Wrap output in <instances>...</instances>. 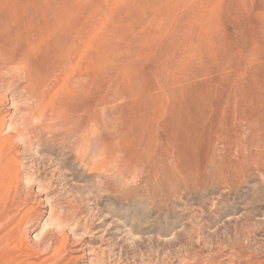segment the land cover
<instances>
[{
    "label": "rangeland",
    "instance_id": "1",
    "mask_svg": "<svg viewBox=\"0 0 264 264\" xmlns=\"http://www.w3.org/2000/svg\"><path fill=\"white\" fill-rule=\"evenodd\" d=\"M0 35V264H264V0H0Z\"/></svg>",
    "mask_w": 264,
    "mask_h": 264
},
{
    "label": "bare ground",
    "instance_id": "2",
    "mask_svg": "<svg viewBox=\"0 0 264 264\" xmlns=\"http://www.w3.org/2000/svg\"><path fill=\"white\" fill-rule=\"evenodd\" d=\"M19 19V18H18ZM31 19V18H30ZM29 26H30V24H29ZM49 26V25H48ZM54 29V28H53ZM8 30V29H7ZM27 31V30H26ZM55 31V30H54ZM4 31H2V33H3ZM25 32V31H24ZM66 32V31H65ZM64 32V33H65ZM34 34V33H33ZM54 34V33H53ZM3 35H4V33H3ZM3 35H0V40L1 39H3L2 38V36ZM52 35V34H51ZM51 37V36H50ZM44 38V37H43ZM47 38V37H46ZM81 39V38H80ZM17 40H19V38L17 39ZM21 41V40H20ZM36 41V40H35ZM49 41V40H48ZM79 41V40H78ZM2 42V40L0 41V43ZM40 42V41H39ZM6 43V42H5ZM4 43V44H5ZM30 43V42H29ZM36 43V42H35ZM45 43V42H44ZM59 43V42H58ZM43 44V43H42ZM29 45V44H28ZM36 46V45H35ZM39 46V45H38ZM28 47V46H27ZM37 47V46H36ZM35 47V48H36ZM33 48V47H32ZM61 48V47H60ZM54 49V48H53ZM31 51H32V49H31ZM56 51V50H55ZM8 53H9V50H8V48L7 47H3V48H0V80H1V77H2V75H3V73L5 72L4 70H8L9 69V67L11 66V62H13L14 60H11V59H8L7 57H8ZM9 54H11V53H9ZM10 56H12L13 58H16V55L15 54H11ZM51 58V57H50ZM19 59V58H18ZM65 59V58H64ZM54 67H52V69H53ZM13 72V71H12ZM6 78V77H5ZM24 78V77H23ZM82 82V81H81ZM80 83V82H79ZM74 86V85H73ZM44 110V109H43ZM31 112H29V114H30ZM33 114V113H32ZM52 114V113H51ZM75 114V113H74ZM31 115V114H30ZM32 117H34V116H32ZM36 118V117H35ZM34 119V118H33ZM32 119V120H33ZM44 119V118H43ZM46 119V118H45ZM52 120V119H51ZM30 121V120H29ZM38 121V120H37ZM36 121V122H37ZM50 121V120H49ZM60 121V120H59ZM78 121V120H77ZM34 123V122H33ZM48 123V122H47ZM46 123V124H47ZM77 123V122H76ZM38 124V123H37ZM41 124V123H40ZM43 124V123H42ZM45 124V125H46ZM33 125V124H32ZM102 127V126H101ZM100 129V128H99ZM27 130V129H26ZM45 130V129H44ZM79 130V129H78ZM97 130V129H96ZM109 130V129H108ZM179 130H180V127H179ZM16 131V130H15ZM19 132V131H18ZM21 132V131H20ZM43 132V131H42ZM46 132V131H45ZM188 132V131H187ZM28 133V132H27ZM88 133V132H87ZM176 133H177V130H176ZM184 133H186V132H184ZM188 133H190V132H188ZM17 134V133H16ZM89 134V133H88ZM92 134V133H91ZM193 133H190V135H192ZM32 135V134H31ZM174 135H175V133H174ZM174 135L172 136V137H174ZM177 135H178V133H177ZM182 135V134H181ZM146 137V136H145ZM178 137V136H177ZM177 137H175V139L177 138ZM183 138V137H182ZM178 139H180V137H178ZM83 140V139H82ZM172 140V139H171ZM185 140V139H184ZM190 140V139H189ZM195 140V139H194ZM194 140H192V141H194ZM31 141V140H30ZM173 141H171L170 142V144L172 143ZM174 142H175V140H174ZM179 142V141H178ZM180 142H181V140H180ZM180 142H179V145H180ZM183 142V141H182ZM190 142H191V140H190ZM87 143V142H86ZM169 143V142H168ZM177 143V141L175 142V144ZM184 143V142H183ZM15 144V143H14ZM83 144V143H82ZM182 144V143H181ZM193 144V143H192ZM81 145V144H80ZM174 146V145H173ZM173 146H170V147H173ZM176 146V145H175ZM181 146V145H180ZM192 146V145H191ZM177 147H178V144H177ZM81 148V147H80ZM183 148V147H182ZM7 149V148H6ZM180 149V148H179ZM138 151V150H137ZM174 151H175V149H174ZM7 153V152H6ZM5 153V154H6ZM8 154V153H7ZM82 155V154H81ZM20 157V156H19ZM15 159V158H14ZM12 160V162H13V159H11ZM233 160V159H232ZM10 164V163H9ZM32 165V164H31ZM7 166H10V165H7ZM6 168V167H5ZM4 168V170H7V169H5ZM9 168H11V167H9ZM24 169V168H23ZM243 169V168H242ZM3 170V169H2ZM4 170H3V172H4ZM12 171H13V169H11ZM1 171V170H0ZM11 171V172H12ZM9 172V171H8ZM10 172V173H11ZM20 173V172H19ZM7 174V173H6ZM18 183H20V182H18ZM17 188V187H16ZM13 191V190H12ZM16 191H17V189H16ZM15 191V192H16ZM18 192V191H17ZM9 196V195H8ZM15 197V196H14ZM13 200V199H12ZM9 201V200H8ZM59 220V219H58ZM13 231V230H12ZM17 232V231H16ZM14 233V232H13ZM26 233V232H25ZM54 237V236H53ZM57 237V236H56ZM58 238V237H57ZM20 239H22L23 240V237L22 238H20ZM43 239V238H42ZM11 239H8V241L9 242H7V244L8 243H10L11 241H10ZM22 240H20V242L22 241ZM61 240V239H60ZM3 242V241H2ZM20 242H18L17 243V245H21V244H23L24 242H26V240L25 241H23L22 243H20ZM56 243V242H55ZM2 244V243H1ZM6 244V243H5ZM11 244V243H10ZM9 244V245H10ZM25 244V243H24ZM62 245H63V242L61 243ZM60 244V246H62ZM64 244H66L67 245V243H64ZM70 244V243H69ZM73 244V243H72ZM16 245V246H17ZM26 245V244H25ZM29 245V244H28ZM41 245H42V243H41ZM71 245V244H70ZM77 245H79V244H77ZM7 245H5V247H6ZM12 246H14V245H12ZM16 246H14V248L16 247ZM22 246V245H21ZM24 246V245H23ZM22 246V248H24V247H26V246H24L23 247ZM46 246V245H45ZM44 246V247H45ZM76 246V245H75ZM19 247V246H18ZM27 247H29V246H27ZM32 247V246H31ZM53 247V246H52ZM7 248V247H6ZM12 248V247H11ZM63 248H66V247H64L63 246ZM62 248V249H63ZM84 248V247H83ZM28 249V248H27ZM30 249V248H29ZM33 249V248H32ZM52 249V248H51ZM61 247H57V246H54V250H55V253L56 252H60L61 250ZM11 250V249H10ZM17 250H18V248H17ZM20 250H21V247H20ZM46 250V249H45ZM82 250V249H81ZM39 251V250H38ZM48 251V250H47ZM62 251H64V249L62 250ZM76 251V250H75ZM11 254H12V252H11ZM11 254H10V256H11ZM56 255H57V253H56ZM58 255H60V254H58ZM80 259V258H79Z\"/></svg>",
    "mask_w": 264,
    "mask_h": 264
}]
</instances>
